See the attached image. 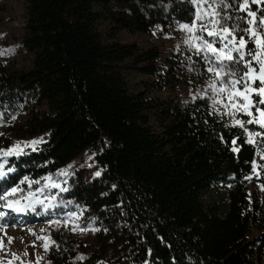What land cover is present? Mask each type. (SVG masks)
Instances as JSON below:
<instances>
[{
    "label": "trees",
    "instance_id": "trees-1",
    "mask_svg": "<svg viewBox=\"0 0 264 264\" xmlns=\"http://www.w3.org/2000/svg\"><path fill=\"white\" fill-rule=\"evenodd\" d=\"M259 7L251 10L264 16ZM193 11L191 0H27L21 43L30 66L0 61V146L21 135L11 117L29 96L45 107L23 119V137L44 143L12 158L8 182L49 172L59 181L56 170L72 164L69 191L51 192L107 224L108 256L94 264H264V140L248 143L227 116L208 114L209 100L192 99L198 91L186 84L208 76L188 70L201 71V57L183 45L163 56L151 40L190 23ZM130 69L146 77L143 88L129 86ZM218 185L219 200L210 193ZM49 234L56 247L44 264H84L69 227Z\"/></svg>",
    "mask_w": 264,
    "mask_h": 264
},
{
    "label": "snow or ice",
    "instance_id": "snow-or-ice-1",
    "mask_svg": "<svg viewBox=\"0 0 264 264\" xmlns=\"http://www.w3.org/2000/svg\"><path fill=\"white\" fill-rule=\"evenodd\" d=\"M191 4L194 11L187 18L191 22L186 20L180 23L179 30L185 33L182 43L196 56L201 57L204 67L197 72L193 64L188 70L196 76L208 74L205 84L198 89V95H192V99L209 100V115L219 113L230 118H235L238 114L246 116V122L233 119L232 126H240L248 135L247 142L256 143L254 137L264 138V16H258L257 11H252L251 5L256 4L260 6V11H264V0H191ZM245 12L246 16L241 15ZM244 23L247 27L241 28L240 25ZM249 44H254L255 47L249 49ZM187 59L192 61L191 56ZM3 117L4 113L0 112V123L3 122ZM11 119L15 120L16 117L12 116ZM247 125H256L261 131H249ZM2 135L3 133H0V136ZM238 139L239 137L233 138V152L240 150L235 146ZM42 143L43 137H37L16 140L7 147L0 146V209H3L0 210V227H7L4 218L9 212H37L39 206L55 216V209H59L61 205L67 207L73 204V201L61 200L51 192L52 189L58 193L69 191L67 178L74 175L69 171L72 164L56 170V177L64 178L59 181L49 172L35 179L25 175L19 181L8 182L9 174L16 171L12 158L19 159L29 151H37ZM255 169L256 163L253 161V170ZM93 175L100 176L101 173L97 171ZM113 187L115 188V185ZM80 215L82 212H66L61 218L48 220V223L57 228H67L71 225L73 232L78 229L82 232L100 231L93 224L94 217L88 219L87 227H83ZM43 231L44 229H41V232ZM29 232L32 233L33 230L29 229ZM12 239L8 237L9 243ZM37 239L44 241L42 247L45 253L56 247V241L52 239L51 234L39 236ZM32 244L35 246V241ZM0 247H3L2 241ZM12 256L13 260L8 261V264H14V260L19 258L15 253ZM83 258L82 254L76 257ZM40 259L38 256L37 264Z\"/></svg>",
    "mask_w": 264,
    "mask_h": 264
},
{
    "label": "rangeland",
    "instance_id": "rangeland-1",
    "mask_svg": "<svg viewBox=\"0 0 264 264\" xmlns=\"http://www.w3.org/2000/svg\"><path fill=\"white\" fill-rule=\"evenodd\" d=\"M26 6L27 0H0V61L10 62L16 68H27L30 66L31 56L21 43L27 20ZM184 36L185 33L179 30L178 27L172 29L168 36L160 37L154 35L151 40L158 46L161 55L165 56L177 46H185L182 43ZM143 37L145 38L147 36H129L127 40L138 41V38L142 39ZM127 76V83L132 89L137 90L144 87V84L141 82L146 77L141 73L130 69L127 72ZM207 79L208 76L201 79L199 83L194 81L196 87L193 89L191 85L187 83L186 91H198L200 86L204 85ZM150 94L152 95L155 93L151 91ZM161 94L166 96L168 91H163ZM29 97L30 99L27 105L21 109V114L16 115V119L11 121L12 134L17 130L21 133V135L17 137V140H30L29 137H23L25 133L24 127L27 125L26 121H23V119L26 117L29 118L31 114L38 112L39 109H45V107L41 108V106L37 105V101L33 96ZM225 116L232 122L233 119H241L239 114L235 118H230L228 115ZM0 133H5V126L3 123H0ZM257 140L261 142L264 138H258ZM261 153V149L258 148L256 160H258ZM210 193L214 194L215 198L219 200L222 196L224 197L225 188L221 185L214 186ZM261 195L264 196V191H261ZM54 211L56 215L53 216L50 212V217L45 220L36 212H32L33 215L9 212L4 218V223L7 227H0V241H2L3 244V247H0V264H8V261L13 260V253L18 254L19 257L14 260V264H37L38 256L41 257L38 264H44L45 251L42 247L44 241L37 239V237L47 236L50 231H57L62 228L49 225L48 220L61 218L66 212H82V215H80V223L83 227H87L88 219L94 217L93 224L100 229L98 232H82L79 229L76 232L71 231L76 239V246L80 251L79 253L84 257L82 259L83 263L94 264L97 259L108 256V254L104 252L109 242V236L107 238L109 228L93 211H90L87 207L76 204H70L68 207L61 205L59 209H55ZM29 229H32L33 232L30 233ZM41 229H44V231L41 232ZM69 229L71 230V225H69ZM104 229H107V231H104ZM8 237L13 238L10 243ZM33 241H35V246L32 244ZM25 252L27 253L26 255Z\"/></svg>",
    "mask_w": 264,
    "mask_h": 264
}]
</instances>
